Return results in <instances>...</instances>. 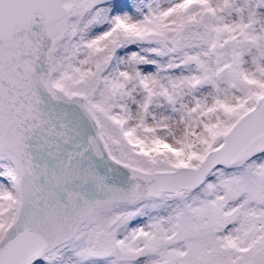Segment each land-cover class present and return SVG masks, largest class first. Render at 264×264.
Returning a JSON list of instances; mask_svg holds the SVG:
<instances>
[{"label":"snow or ice","instance_id":"1","mask_svg":"<svg viewBox=\"0 0 264 264\" xmlns=\"http://www.w3.org/2000/svg\"><path fill=\"white\" fill-rule=\"evenodd\" d=\"M0 264H264V0H0Z\"/></svg>","mask_w":264,"mask_h":264}]
</instances>
